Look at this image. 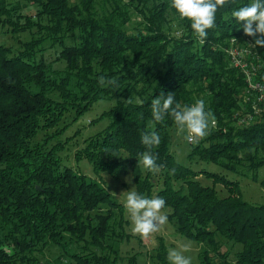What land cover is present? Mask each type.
I'll return each mask as SVG.
<instances>
[{"label":"trees","instance_id":"16d2710c","mask_svg":"<svg viewBox=\"0 0 264 264\" xmlns=\"http://www.w3.org/2000/svg\"><path fill=\"white\" fill-rule=\"evenodd\" d=\"M39 1L53 22L50 33L78 32V43L58 38L60 56L82 87L74 107L99 96L115 99L107 123L78 150L91 169L117 175L125 153L134 192L142 199L152 186L148 168H159L180 181L172 186L168 180L156 196L170 209L166 214L175 231L197 243L200 264H264V201L243 199L224 173L203 165L194 169L169 151L170 127L185 122L192 132L191 152L199 159L233 172L262 167L264 173V109L252 112L244 76L225 52L227 37L244 34L260 60L257 78H264V15L254 25L248 22L255 10H264V0ZM132 17L136 21L129 24ZM2 49L0 197L6 208L0 205V218L6 227L0 226V264L21 262L40 236L56 241V215L62 230L80 232L77 239L87 231V244L112 252L110 239L119 240L121 228L108 223L111 213L96 214L88 224L76 215L82 206L109 199V192L54 157L59 143L33 138L38 129L55 124L64 103L47 94L35 60ZM59 81L57 91L63 86ZM143 154L144 170L138 163ZM197 174L224 184L226 193L201 183ZM219 238L239 248L231 251ZM160 244L156 257L170 264ZM69 255L74 264H116L115 254L109 260L90 250L87 262L78 253Z\"/></svg>","mask_w":264,"mask_h":264},{"label":"rangeland","instance_id":"374dc122","mask_svg":"<svg viewBox=\"0 0 264 264\" xmlns=\"http://www.w3.org/2000/svg\"><path fill=\"white\" fill-rule=\"evenodd\" d=\"M263 15L264 10L257 9L248 17V22L254 25ZM134 21L136 18L132 17L129 24ZM52 23L50 16L41 11L39 0H0V45L3 48L2 51L9 55H28L30 57L29 62L35 60L37 72H41L40 77L47 94L65 105L63 111L58 114L55 124L38 129L33 138L35 140L47 139L49 145L52 142L59 143V147L54 149V157L56 156L64 164L71 166L76 173L93 178L95 182L101 184L109 192V199L93 203L91 208L82 206L76 210V215L79 222L83 220L88 224L96 214L105 216L107 215L106 211H108L111 213L108 223L111 224L112 228L118 230L121 228L119 231L120 239H110L113 250L111 247L109 248L112 252L105 248L90 246L87 244V231H84L82 237L77 239L80 232L62 230L60 226L64 224L60 221L61 217L56 215L53 222L56 226L55 232H59L57 240L40 236L39 239L42 240L37 241L38 244L35 245V249L26 250L22 261L17 264H74V259L69 255L72 252L78 253L81 259L87 262V252L90 250L99 251L103 256L107 254L109 260L115 258V254L116 264H128L129 261L134 264H162L156 257L158 243L167 249L170 264H200L197 243L175 231L166 214L170 212V209L162 204L161 199L156 196L157 188L164 186L163 184L168 180L172 186H177L180 181L170 180L171 176L164 174L157 167H149V181L152 186L143 198L139 199L134 192L130 159L125 153L122 152L123 169L117 175H110L106 171L94 172L90 162L78 151L85 145L88 137L107 123L109 118L106 112L115 99L110 96H99L91 101L86 99L80 107H74L82 87H80V80L75 78L72 70L67 68V61L60 56L61 43L59 40H62V43H78V32L75 28L67 33L64 30L50 33L48 30L53 27L50 26ZM175 26V21H172V31ZM232 38L241 49L245 48V54H251L248 50V48L250 49L249 40L244 34L229 36L226 43L228 44ZM33 45L35 47L31 49ZM31 74H34V71ZM29 75L28 72L27 77ZM61 78L63 86L60 91H57L56 86H59ZM65 82L68 83L65 84ZM82 108L84 109L82 110ZM190 132L191 129L185 122L171 126L169 129V151L177 161L189 164L197 170L200 165H203L209 170L224 173L236 182L238 192L243 199L251 202L264 201L262 167H257L253 173L240 168H236L237 170L235 169L233 172L223 169L215 163L204 162L199 159L198 155L191 152V143L189 142L192 141L187 138ZM257 152L260 150L257 149ZM188 153L191 157L188 156ZM146 160L145 154L138 159L142 170L145 168ZM20 170L21 168H18L15 172ZM195 177L201 183H213L219 194L226 193L224 184L214 182L207 175L197 174ZM40 184L44 188H48L42 181ZM35 187L40 189L39 184H35ZM3 204L0 197V205L3 206ZM5 208L3 206L2 210ZM6 211L8 214L9 210ZM71 220L75 223V220ZM111 220H114L113 223ZM0 226L3 229L6 227L1 222V218ZM213 231L214 238H218L217 231L215 229ZM121 232L124 234L122 235ZM221 241H225L226 246L231 251L239 248L237 243L226 241L224 238ZM221 248L223 249V247ZM105 264H108V261H105Z\"/></svg>","mask_w":264,"mask_h":264},{"label":"built area","instance_id":"2783aa9c","mask_svg":"<svg viewBox=\"0 0 264 264\" xmlns=\"http://www.w3.org/2000/svg\"><path fill=\"white\" fill-rule=\"evenodd\" d=\"M233 39L228 44L226 43L225 52L231 65L237 67L244 76L246 83V95L244 97L248 96L252 112L264 109V78H257L258 67H260L259 57L252 48H248L251 54H245V48L241 49ZM187 138L189 141L192 140L191 132Z\"/></svg>","mask_w":264,"mask_h":264}]
</instances>
